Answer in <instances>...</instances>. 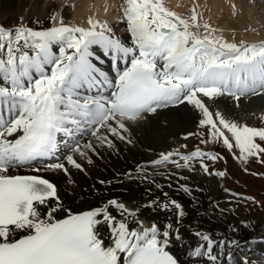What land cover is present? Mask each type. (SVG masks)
<instances>
[{"label":"snow or ice","instance_id":"6c2138e0","mask_svg":"<svg viewBox=\"0 0 264 264\" xmlns=\"http://www.w3.org/2000/svg\"><path fill=\"white\" fill-rule=\"evenodd\" d=\"M119 11L128 41L94 17L87 27L55 13L47 27L30 26L22 17L15 26L0 24V264H181L172 248L183 239L178 225L185 211L167 193L141 207L175 209L177 224L149 225L139 218L140 207L130 209L117 198L73 212L58 184L44 175L67 176L68 166L83 170L76 156L91 163L89 152L113 148V138L133 144L132 128L161 109L191 105L202 131L185 139L198 136L201 145L222 144L245 164H264V114L261 126H250L212 107L224 96L237 107L241 99L264 96V40L230 42L209 23L201 25L195 9L185 17L163 0H123ZM85 133L96 143L82 144ZM62 143L67 154L61 158ZM221 160L220 153L197 147L161 152L150 163L193 170L195 162L212 174L209 162ZM21 168L33 174H19ZM136 172L137 179L151 178L145 164ZM194 235L199 243L187 254L208 264H218V248L232 257L246 243L199 230ZM238 264L251 261L245 257Z\"/></svg>","mask_w":264,"mask_h":264},{"label":"bare ground","instance_id":"6f19581e","mask_svg":"<svg viewBox=\"0 0 264 264\" xmlns=\"http://www.w3.org/2000/svg\"><path fill=\"white\" fill-rule=\"evenodd\" d=\"M163 2L170 10L185 17L190 16L195 9L201 25L205 22L209 23L211 28L218 30L216 35H222L230 42L239 43L243 40L253 43L264 40V17L254 12L264 7V0H163ZM118 3L117 0H0V21L13 10L26 12L23 20L25 23L30 15L43 19L56 12L58 16L62 15L67 23L87 27L88 18L98 17L100 20H107L116 35L120 34L121 36L118 37L128 41L130 37L126 31V23L119 22L118 19L121 15ZM200 31L203 32L204 29L201 27ZM212 107L229 117L242 120L250 114L264 110V96L251 97L249 100L241 99L239 107L235 101L224 96L217 98ZM198 115V111L187 103L160 110L156 114H150L138 127L132 128L133 144L113 138L115 145L113 148L98 147L99 155L89 152L91 163L85 158L76 156L83 170L68 166L70 174L67 176L63 172L44 173V175L58 184L63 203L73 212L89 210L108 199L117 198L120 201L129 200L133 209L140 207L139 215L154 220L160 226L169 222L175 226L177 224L175 209L162 211L158 208L141 207L155 198L163 201L165 199L163 194L167 193V198L178 201L185 211V216L178 225L183 239L173 245V252L178 256L181 264H208L204 257H191L187 254V249L194 248L199 243L194 233L198 230H209L211 236L215 238L228 239L234 236L239 227L230 226L220 212L211 210V207L203 206L197 201L196 185L201 187L202 192L203 189L208 190V186L204 188L197 183V179L195 182H190V185L175 184L186 181L185 177L188 175L195 174L196 178H199L201 168L197 163H193V170L187 172L188 175L183 171L185 169H177L171 164L156 168L150 163L161 152L170 151L174 143L180 141L181 136L190 132L198 122ZM89 140L96 143L90 135L81 143H87ZM65 154L67 151L61 153V158ZM140 164H145L149 171L160 169L162 172H159L160 175L150 176L149 180L137 179L136 168ZM19 174L33 173L22 168ZM129 174L133 178H129ZM101 180L106 183L101 184ZM153 180L155 183L152 182ZM109 181L111 183H108ZM155 184H159L160 188L157 189ZM182 185L189 191L185 192ZM177 191L184 194L178 197L177 194L180 192ZM95 192L98 195L93 197ZM110 210L113 214H117L115 209ZM64 215L63 212L57 213L58 218H63ZM103 232L107 240V229H103ZM239 235L241 234H236L237 238ZM243 242L246 243L242 248L233 250L232 257L226 256L227 249L218 248L216 250L219 256L218 264H238L239 260L245 257L251 261V264H263L254 253L258 251V254L264 255V226Z\"/></svg>","mask_w":264,"mask_h":264},{"label":"rangeland","instance_id":"374dc122","mask_svg":"<svg viewBox=\"0 0 264 264\" xmlns=\"http://www.w3.org/2000/svg\"><path fill=\"white\" fill-rule=\"evenodd\" d=\"M117 1L120 5L123 2L122 0ZM260 9L254 10V12L264 17V7ZM13 11L9 12V14H6L5 18L0 21V24L6 27L15 26L18 24V22H20L21 17L23 20L26 17V12L23 13V11L18 10L14 12ZM54 13L56 14V12ZM50 15H48V17ZM46 18L41 19L39 17L37 18L30 15L26 23L33 27H47L49 26L50 21L48 18ZM96 18L98 19V17ZM37 19L41 21L40 25L33 23V21ZM262 114H264V110H262L260 113L250 114L246 118L242 119V121L246 122L250 126H261L262 122L260 120V116ZM225 116H227V114ZM197 123L194 124L193 129H191L192 131L190 130V132L196 133L202 131L201 129L197 128ZM186 134L181 136L179 138L180 141L177 140L170 150L177 149L182 153H186L197 147H200L205 151H214L220 153L224 157V160L210 162L209 169L212 174L205 173L201 169V175L199 178H196L195 174L191 176L188 175L190 170L185 169L183 171H185V174L188 175L185 177L186 181L175 182V184L182 183L190 185V182H195L197 179V183L203 185L204 188L205 186H208L210 190L203 189L204 192H202L201 187L196 185L198 195L197 201L201 202L203 206L211 207V210L220 212L222 216L225 217L227 223L230 226L237 225L239 227L236 230L237 233H235L241 235H239L237 238L236 234L234 233L232 238L239 239L242 242L248 240L251 234L253 235L256 230H259L264 226V164L259 163L255 159H251L245 164L234 158V156L230 154L222 144L201 145L199 143L198 136H191L185 139L184 137ZM182 145H186V147H181ZM125 154L124 156H126ZM245 169H247V171H245ZM219 171H223L225 175L222 177L215 175V173ZM153 172L162 171L160 169L149 171V175L151 176V173ZM213 184H215V189L213 188ZM94 194L92 195L93 197L98 195L97 192ZM181 194L184 193H178V197L182 196ZM248 197L253 199H246Z\"/></svg>","mask_w":264,"mask_h":264},{"label":"water","instance_id":"95a60500","mask_svg":"<svg viewBox=\"0 0 264 264\" xmlns=\"http://www.w3.org/2000/svg\"><path fill=\"white\" fill-rule=\"evenodd\" d=\"M123 203L126 204V206H128L130 209H133V206L131 205V202L130 201H125V200H122ZM199 231H202V230H199ZM203 232H207V231H203ZM210 234V232H207Z\"/></svg>","mask_w":264,"mask_h":264}]
</instances>
